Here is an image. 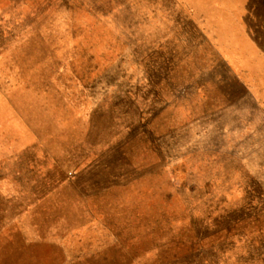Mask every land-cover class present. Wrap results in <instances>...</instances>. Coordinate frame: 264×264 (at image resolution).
I'll list each match as a JSON object with an SVG mask.
<instances>
[{
	"label": "rangeland",
	"instance_id": "374dc122",
	"mask_svg": "<svg viewBox=\"0 0 264 264\" xmlns=\"http://www.w3.org/2000/svg\"><path fill=\"white\" fill-rule=\"evenodd\" d=\"M258 1L0 0V264H264Z\"/></svg>",
	"mask_w": 264,
	"mask_h": 264
},
{
	"label": "crops",
	"instance_id": "0c3cea01",
	"mask_svg": "<svg viewBox=\"0 0 264 264\" xmlns=\"http://www.w3.org/2000/svg\"><path fill=\"white\" fill-rule=\"evenodd\" d=\"M253 3L255 4L256 2L255 1H253ZM255 6H257V7H261L259 10H258V12L260 11V22H261V24H262V27L264 28V0H261V1H258L257 2V4L255 5ZM226 7V6H225ZM226 11V10H225ZM254 13V12H253ZM221 31V30H220ZM220 31H217V30H215V27L213 28V32H214V35H215V32L217 33L215 36L216 37H220L221 35H223V34H221L220 33ZM262 57H264V55H262Z\"/></svg>",
	"mask_w": 264,
	"mask_h": 264
}]
</instances>
